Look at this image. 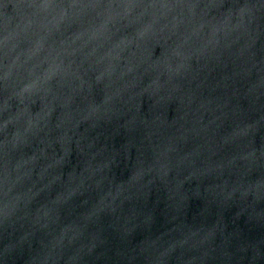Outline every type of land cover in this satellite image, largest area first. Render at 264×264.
I'll list each match as a JSON object with an SVG mask.
<instances>
[{"label":"water","instance_id":"obj_1","mask_svg":"<svg viewBox=\"0 0 264 264\" xmlns=\"http://www.w3.org/2000/svg\"><path fill=\"white\" fill-rule=\"evenodd\" d=\"M0 264H264V0H0Z\"/></svg>","mask_w":264,"mask_h":264}]
</instances>
